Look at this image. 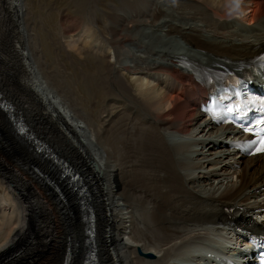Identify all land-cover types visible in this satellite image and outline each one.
I'll return each instance as SVG.
<instances>
[{
    "label": "bare ground",
    "instance_id": "1",
    "mask_svg": "<svg viewBox=\"0 0 264 264\" xmlns=\"http://www.w3.org/2000/svg\"><path fill=\"white\" fill-rule=\"evenodd\" d=\"M5 1L6 6H0V19L13 18L15 36H27L22 24L24 5L21 0L20 4L18 0ZM161 1H125L119 8V15H109L113 27L109 29V36L102 39L98 36L99 30L84 24L76 29L77 41L69 35L70 30L66 31L69 37L65 36L63 29L65 41L80 42L83 48L91 50L95 55H105L112 59L106 62L109 69H115L113 73L109 70L105 75L108 80L107 103L105 108L103 106L101 115L96 118L101 122L100 127L93 126L83 130L78 114V119L72 117L70 114L74 110L71 113L70 106L65 101L63 104H55L56 101H62L61 97L48 86H40L39 92L34 95L40 101L43 98L47 100L44 101L45 105L40 106L44 112L41 118L36 116L38 111L32 110V102L25 97L22 100V93L16 90L12 93L13 107L9 103L8 107H4L2 103L8 100L0 85L4 92L3 96L0 95L1 126L13 124L10 133L7 128V135H0V141L9 144L10 137V148L17 138L31 143L35 155L41 160L40 165L44 163L41 168L45 177L54 180L59 187L57 198L60 205L64 203L69 208V201L73 205L72 197H77L79 192L71 195L63 184L59 185L61 177H56L57 164L54 159L45 156L47 152L51 156L58 151L75 170L83 174L82 183L85 180L89 185L87 195L80 200L86 201L87 205L79 206L83 218L82 246L84 243V246L89 247L96 264H168L167 260L177 254L184 258L193 257L194 245L190 244H194L197 238L216 240L210 236L215 225H232L234 230L264 232V222L254 225L250 218L257 210H262L258 214L264 215V154L244 158L238 157L234 152L237 160L230 161V149L225 144L228 129L205 123L194 106L207 97L206 88L196 81L198 76L209 69L216 71L244 68L264 52V0H239L238 6L233 0H184L183 4L172 2L173 0ZM165 6L175 11L179 19L188 18L191 24L177 26L172 23L174 19L171 16L165 19ZM162 20L164 22L160 23ZM255 25H262V30L256 31ZM240 26L253 31L247 32ZM140 27L157 29L166 36L177 37L188 49L161 51L158 52L160 55H153L159 56L158 59L165 63L154 61L142 67L124 65L117 68L129 48L141 45L142 42L132 34ZM66 47L70 48L68 43ZM189 50L195 53H187ZM23 55L29 58L26 53ZM29 61L30 58L28 63ZM127 74L130 84L122 80V76ZM40 80L42 79L35 73L33 84H38ZM32 115L47 126L48 133L55 137L47 136L44 126L34 125L30 120ZM16 119H23L27 123L24 134L19 133L23 130L16 124ZM47 120L51 121L49 125ZM63 128L74 133L66 143L61 140L68 138L64 136ZM115 129L119 131L117 134ZM193 130L194 140L190 143L169 142L171 138L189 136ZM35 135H38L43 148L35 143L34 138L31 139ZM87 140L95 143L97 148L100 147L102 154L97 153L99 150L94 153ZM219 146L226 150L216 152L220 149ZM197 149H200V159L198 155L195 156V153L198 154ZM7 157L9 159L12 156L8 154ZM233 164L240 168L238 172H233L236 182L227 185L216 195L221 186L216 191L213 188L218 179L214 168L231 169ZM10 166L8 160H1L0 167L4 169V177L0 178L7 184H0L4 189L3 196H0V264H84L81 251H72L67 263L62 252L57 251V241L50 244L48 237L57 234L60 222H56L50 232V207L45 194L42 190L35 193L34 189L26 187L25 179L19 173H14L13 169L11 171ZM200 168H208L209 172L204 176L194 177V171ZM44 174L37 168L30 175H38L37 180L41 183ZM10 184L28 188L29 201L24 188L19 198L12 196L8 186ZM50 191H53L52 186ZM65 192L68 195L65 196ZM259 196L262 197L261 200L250 203ZM41 199L45 200L41 202ZM22 211L31 214L40 212L43 215L42 237L38 235V242L31 235H24L22 228L25 220L21 218ZM71 214L73 211L69 212V217L73 220ZM28 228L24 226V229ZM195 229L202 231V235L194 236L196 233L192 232ZM223 229L225 228L222 227L221 230ZM102 235L105 237L102 238ZM22 237L23 241L26 240V248H19L17 244ZM58 239L59 245L64 246V236H59ZM125 239L132 244L125 242ZM101 241L103 245L100 244ZM53 246L56 251H51ZM136 246H140L146 254L157 253L159 250L163 253L158 260L148 261L136 255ZM63 252H66V247Z\"/></svg>",
    "mask_w": 264,
    "mask_h": 264
},
{
    "label": "rangeland",
    "instance_id": "2",
    "mask_svg": "<svg viewBox=\"0 0 264 264\" xmlns=\"http://www.w3.org/2000/svg\"><path fill=\"white\" fill-rule=\"evenodd\" d=\"M125 1L129 2V0H21L22 2L21 4L24 5L22 24L24 26V30H26L27 36L24 37H22L21 35L19 37L15 36V22L13 18L7 17L5 19H0V85L3 87L4 91L6 92L7 95L6 99L8 100V103L12 106V101L14 100V95L12 94L13 92L17 91L19 93H22L21 99L25 100L28 98L32 102V110L35 112L38 111L39 113H37L36 116L38 118H41L44 115V112L41 111L40 106L42 104L45 105L47 100L43 98L45 100L42 99V101H40L39 99H35L34 97L39 92L38 89L40 86H48L52 88L53 91H55L61 97L62 103L60 101H56L57 103L55 104H63V101L67 102L68 105L70 106L71 113L74 110L72 114H70V112L68 113L72 117H75L76 119H78L79 117V119L81 120V121L79 120V122L82 123L81 126H83V130L84 129L87 130L88 128H91L93 126L100 127L101 122L98 121L96 118L101 115L100 113L102 111V108L103 106L105 108V105L107 103L106 93L108 90V84L106 83H108V80L105 75L109 72V70L111 71V73H113L115 69L114 68L109 69V65L106 64V62L112 61V59L105 57V55L104 57L95 55L91 50L87 48H83L80 45V42L72 43L71 41H67V40L65 41V39L62 36L63 35L62 33L64 29V35L69 37L66 34V31L70 30L71 33L69 35L72 36L71 38H76L77 41V36L75 35L76 29L81 28L80 25L84 24L91 27L94 30H99L98 36L101 39L106 36L108 37L109 29L113 27V25L111 26V20L109 19V17L115 16V14L119 15V12L121 13V11H119V8L121 4L124 3ZM183 1L184 0H180V1L173 0L172 2H178V4H183ZM161 3H163V0L161 1ZM6 4L7 2L5 0L0 1V6L3 5L2 7H4L6 6ZM18 4H20L19 0H18ZM163 10L167 11L166 13L167 17H165V19L168 18V16H171L174 19L172 21V23L174 22L173 24L177 26H184L187 24L188 25L191 24L188 18L184 20L179 19L176 16V13H174L175 11H173L172 9H167L165 6ZM125 16L123 17L125 18ZM126 18H128V16H126ZM163 22L164 20L160 21V23ZM240 28L243 30H247L246 29L247 27H245L244 29V27L240 26ZM254 28L256 29V31H258V29L260 31L262 30L263 26L255 25ZM248 31L252 32L253 30H250L248 28L247 32ZM132 34L133 37H135V39L138 38L137 40H140V42L142 43L136 48L135 47L129 48L128 50L129 52L124 53L123 61L121 63L119 62V64L116 66L117 68H120V66H124V65L127 66L141 65L142 67V65L143 66L146 64L148 65L154 61L165 63V61H160L158 59L159 56L156 57L153 55L154 54L160 55L159 53L161 51L163 53L166 51H183V48L188 49V47H186V45L183 44L180 41V39H178L177 37L166 36L164 35V33L159 32L157 29L140 27L134 30ZM66 43H68L70 48L66 47ZM22 52L23 54L26 53V55L29 56L31 62L29 61L28 63L29 58H27V56L25 57L22 54ZM187 53L191 54L195 52L193 50H189ZM35 69H37V71ZM21 70L23 73L21 72ZM27 70L30 72H28ZM35 73L37 74L38 77H40V79H42L39 81L38 84H33L32 81L33 75ZM116 75L118 76V74H115V76ZM22 76H24V78H22ZM128 77H129L128 74L122 76V80L126 84L127 83L130 84ZM45 82L47 85H45ZM3 89H1L0 87V95L2 96L4 94V92L2 91ZM31 89L33 91L29 92L28 90L31 91ZM43 90L44 92H46L45 88H43ZM9 96H11L10 99ZM75 111H77V113ZM74 113L76 114L74 115ZM76 115L78 117H76ZM30 120L34 125L38 124L44 126L46 128L44 133H46L47 136H49L50 138L55 137L52 134L48 133L47 126L42 125L40 123L41 121L34 119L33 115L30 116ZM47 121H48L47 124L49 125L51 121L49 120ZM1 125H3L2 121L0 122V135L1 134L7 135L6 133L7 128L9 130V133L10 130H12L13 124L9 125L8 127H2ZM193 131L191 135L188 136V138L194 139L193 135L195 133ZM83 132L87 135L86 131ZM118 132L119 131L115 129V134H117ZM63 134L64 136L68 137L66 139H61L65 143L68 142L67 140H70V138L74 135V133L69 132V130L65 128H63ZM100 135L102 136V132L100 133ZM201 138H203L202 135ZM9 139H10L8 141L9 144H4L2 141H0L2 142V144L0 145V149H2L1 150L2 153H0V162L1 160H4V162L8 160L10 165L12 166V168L10 166V170L12 171L13 169L14 173L16 174L19 173V175L25 179L26 187L30 189H34L35 193L36 192L38 193L40 192L39 190H42V193L45 194L47 205H49L50 207V209H48L46 206V208L50 212V217H49L50 232H52L51 227L55 226L56 222H60V225H58L57 227L58 228V230L56 231L57 234L50 235L48 237V239L50 240V244L54 241H57L58 243L57 251L59 252L60 250L62 252V256L64 257V260L67 263H68V255L72 251H76V253L77 252L79 253V251H81V255L84 258L86 246H84V243L82 246L83 225L81 222L82 217L79 207L80 201L76 200L75 199L76 196H74L72 197L73 205L70 204V201L68 200L69 208L67 207V204L63 203V205H60V200L57 198L59 187L55 185L54 180L51 179L49 180L45 177L44 174L45 172L41 168V166L44 165V163L40 165L41 160H39L38 156L35 155L31 143L22 138H17L15 139L16 142L12 143L11 145L12 147L10 148V143L12 139L10 137ZM58 140H60V138H58ZM17 141H19L20 143H18ZM88 143L90 145L89 146L90 149L94 153H96L97 150L99 149L101 150L100 147L98 148L96 147L95 143H90L89 141ZM219 147L220 149H217L216 152H219V150H225L222 149L221 146ZM100 150H99L100 153L99 152L97 153L101 155L102 153ZM197 153L198 154L195 153V156L198 155L199 157L198 156L197 157L199 159L202 158L199 155L200 149H197ZM8 154L12 156L9 159L7 157ZM231 158H234V153H231ZM233 160L234 159L230 161ZM28 168L30 170H28ZM37 168L38 169L40 168L41 172L44 174V179L43 181H41V183H39L40 181L37 180L39 178L38 175L35 177L33 175H30ZM215 169H216L215 172L218 173V177H217L218 179L217 181L214 182L213 188L216 191L221 186L218 192H216V195H218V193L223 191L227 185H232L236 182V175L233 174V172L234 171L238 172L239 168L236 167L230 170L224 167L221 168L216 167L214 168V170ZM3 171H4L3 167H0V172H2L0 173V176L2 177H4ZM25 171L27 174L24 173ZM194 172H195L193 174L194 177L204 176L207 172H209V170L208 168H203V169L200 168ZM35 173H37V171H35ZM2 183L3 181L0 178V184L2 186L4 185L6 186L7 184V183L6 184L5 183L2 184ZM1 185H0V196H3L4 189L3 187H1ZM50 185L52 186L54 192L50 191L51 188ZM8 186L9 189L11 190L12 196L16 198H19L21 196V194L23 193L22 191L23 188L25 190L26 189L28 190V188L26 187H22L15 184L14 185L10 184ZM27 190H26V199L28 200ZM70 191L71 190H69V192ZM74 193L76 194L77 192ZM66 195H68L67 192H65V196ZM41 197L43 198V195H41ZM260 198L261 197L255 198L256 200L253 199L250 203H253V201H257ZM45 199H41V202H43ZM68 209H70L69 211L70 213H72L73 211V214H71L73 215L72 216L73 220H71L69 217ZM167 212H169V210H167ZM42 216L43 215L40 212L31 214L22 211L21 213L22 220L23 221L25 220L23 222L24 225L22 228L24 235L25 234H28L29 236L31 235V237L34 240L36 239L35 240L36 242H38L42 237L41 223L44 220V217ZM24 226L25 228L28 227L29 228L24 229ZM101 227H102L101 231L103 232L104 231L103 223H101ZM192 233L197 234L198 229H195ZM38 235L40 238H38ZM59 236H64V239L66 240L64 246L59 245L60 242V240L58 239ZM103 237L105 236L102 235V238ZM23 239L24 238L22 237V239L17 241L19 248L20 247L26 248L27 243L25 244L26 240L23 241ZM101 242L100 244L103 245V242L102 243ZM125 242L132 244V242L127 239H125ZM65 247H66V252H63ZM80 247L81 250L79 249ZM163 248L166 249L167 246ZM76 249L79 250L77 251ZM51 251H56L54 246L52 247ZM161 253H163L162 250L157 251V253H154L155 256L154 259H150L149 261L158 260L157 258L158 257L160 258Z\"/></svg>",
    "mask_w": 264,
    "mask_h": 264
},
{
    "label": "snow or ice",
    "instance_id": "3",
    "mask_svg": "<svg viewBox=\"0 0 264 264\" xmlns=\"http://www.w3.org/2000/svg\"><path fill=\"white\" fill-rule=\"evenodd\" d=\"M233 2L238 6L239 0H233ZM228 111H232V109H228ZM261 147L257 148V151H264V137L260 140Z\"/></svg>",
    "mask_w": 264,
    "mask_h": 264
},
{
    "label": "water",
    "instance_id": "4",
    "mask_svg": "<svg viewBox=\"0 0 264 264\" xmlns=\"http://www.w3.org/2000/svg\"><path fill=\"white\" fill-rule=\"evenodd\" d=\"M137 254L140 256V257H143V258H149V259H152L153 258V255L152 254H144L143 252H141L139 249H137Z\"/></svg>",
    "mask_w": 264,
    "mask_h": 264
}]
</instances>
